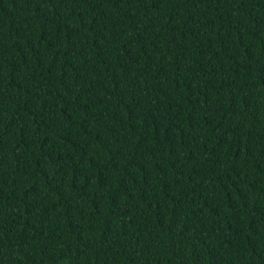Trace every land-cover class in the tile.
I'll return each mask as SVG.
<instances>
[{"label":"trees","instance_id":"trees-1","mask_svg":"<svg viewBox=\"0 0 264 264\" xmlns=\"http://www.w3.org/2000/svg\"><path fill=\"white\" fill-rule=\"evenodd\" d=\"M0 264H264V0H0Z\"/></svg>","mask_w":264,"mask_h":264}]
</instances>
